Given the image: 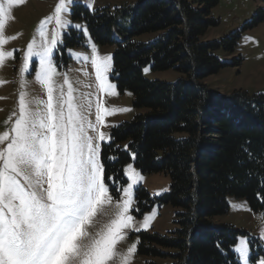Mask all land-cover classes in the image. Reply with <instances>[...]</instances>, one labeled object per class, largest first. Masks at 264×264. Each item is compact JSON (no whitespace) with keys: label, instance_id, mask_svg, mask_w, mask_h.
I'll return each instance as SVG.
<instances>
[{"label":"trees","instance_id":"trees-1","mask_svg":"<svg viewBox=\"0 0 264 264\" xmlns=\"http://www.w3.org/2000/svg\"><path fill=\"white\" fill-rule=\"evenodd\" d=\"M219 2L138 0L134 11L79 7L74 14L83 17L96 45L115 47L112 80L142 111L113 127L110 142L100 146L104 174L124 184V166L133 161L143 174L169 177L162 202L179 209L177 229L169 235L142 234L139 253L172 264H240L233 248L245 233L216 219L228 214V197L245 199L252 211L264 213V94L218 95L205 85L243 62L241 56L223 62L216 55L235 52L237 33L204 40L219 23L212 17ZM146 34L157 38L137 40ZM149 65L181 76L173 84L147 80Z\"/></svg>","mask_w":264,"mask_h":264},{"label":"snow or ice","instance_id":"snow-or-ice-1","mask_svg":"<svg viewBox=\"0 0 264 264\" xmlns=\"http://www.w3.org/2000/svg\"><path fill=\"white\" fill-rule=\"evenodd\" d=\"M24 2L0 0V46L16 38L4 35L5 24L13 6ZM72 2L59 0L53 15L40 22L39 45L33 39L27 46L22 70H28L31 57L39 58L35 78L45 89L47 99L37 104L43 107L32 110L27 93L21 91L18 115L13 112L5 124L12 116L16 119L10 130L0 133V264H115L117 257L121 264H127L135 251V243L127 254L116 250L118 243L126 239L124 230L133 227V188L142 179L131 164L124 169L129 183L117 189L123 197L115 202L114 218L95 233L89 231L99 211L114 201L105 183L100 144L94 143L88 133L95 130L96 140L110 139L98 131V126L104 124V115L129 109H107L98 102L93 124L80 111L67 78V92L61 86L59 95L55 94L58 86L54 78L58 73L53 51L62 43L61 31L71 23L62 13L69 11ZM52 21L55 28L49 38L46 25ZM83 32L87 35L86 28ZM91 49L98 88L116 95L115 85L106 75L111 56H98L95 44ZM12 55L0 50V67ZM152 218L145 216L143 226L147 227ZM260 234L264 239V227ZM235 251L243 264H250L246 239L239 240ZM258 264H264V258Z\"/></svg>","mask_w":264,"mask_h":264},{"label":"rangeland","instance_id":"rangeland-1","mask_svg":"<svg viewBox=\"0 0 264 264\" xmlns=\"http://www.w3.org/2000/svg\"><path fill=\"white\" fill-rule=\"evenodd\" d=\"M58 2L59 0H25L20 5H14L11 10L10 18L5 24L4 35L16 38L0 46V50L13 53L12 57L6 58L3 66L0 67V133L10 130L16 116H12L8 124H5V121L9 120L12 113L16 112L18 115L21 91L27 93L26 99L32 110L43 107L37 104L38 100L47 99L45 89L35 78L36 71L39 69V58L31 57L28 61V70L22 69L28 44L35 39L39 45L40 22L53 15ZM89 4L92 6L89 7ZM137 5L138 0H73L69 5V11L62 13V17L71 23L61 31L62 43H59L53 51V63L58 73L54 78L58 86L55 94L59 95L61 86L63 91L67 92V85L64 84V79L67 78L74 89L73 95L76 103L81 106L80 111L88 121L96 124L98 102H103V106L107 109H129L104 115V124L98 126V131L106 133L107 137H110L113 127L131 121L142 111L134 109L132 95L127 91L120 92L116 82L112 80L115 47L96 45L90 37L83 17L78 14L74 15L75 9L81 7L89 12H96L105 8L115 11L130 7L134 11ZM212 17L219 23L207 31L204 40H218L237 33L239 39L235 52L228 55L223 51H218L216 55L223 62H230L233 58L241 56L243 62L239 67H228L219 74L206 79L205 85L218 95H230L236 91H244L250 96L264 94V0H220L219 4L212 9ZM77 24L82 27L75 28L74 25ZM46 27L50 38L55 28V21L48 23ZM84 28L87 29V35H84ZM65 38L75 39L76 44L66 43ZM89 38L91 43H89ZM156 38V34H146L137 37V40L151 43ZM91 44H95L98 56H111L110 68L106 75L108 81L115 85L116 95L98 88L95 69L91 63L93 57ZM180 76V73L175 70L155 72L151 69V65L144 68V77L147 80H159L173 84L179 80ZM88 134L94 138V143H99L100 146L110 142L107 138L103 141L96 140L98 133L95 130L90 129ZM129 164L142 179L133 188V204L130 213L134 217L133 227L124 230L126 239L118 243L116 250L118 253L127 254V249L135 243V251L128 257L127 264H172L169 258L161 259L139 253L142 234L169 235L177 229L175 220L179 209L162 202V198L170 191L171 181L163 174L141 173L135 168L133 161L126 164L124 169ZM124 169V184L117 182L112 175L109 176L112 179H108L104 174L105 183L109 187L114 203L99 211L95 226L89 229L90 232L95 233L111 218H114L115 202L123 197V192L117 189H122L129 183ZM142 191H145L149 197L142 195ZM227 201L228 214L218 217L216 221L245 233L240 239L244 238L248 242L250 264H258L259 259L264 258V239L260 234L264 227V213L252 211L245 199L228 197ZM145 216L153 217L147 227L143 226ZM235 247L233 251L239 263L243 264ZM115 264H121L120 257L116 258Z\"/></svg>","mask_w":264,"mask_h":264}]
</instances>
